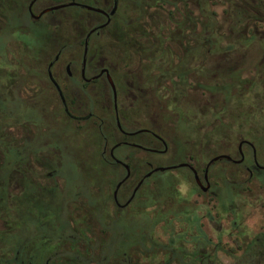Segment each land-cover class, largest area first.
<instances>
[{
	"label": "flooded vegetation",
	"instance_id": "af4514ba",
	"mask_svg": "<svg viewBox=\"0 0 264 264\" xmlns=\"http://www.w3.org/2000/svg\"><path fill=\"white\" fill-rule=\"evenodd\" d=\"M225 1L0 0V264H264V0Z\"/></svg>",
	"mask_w": 264,
	"mask_h": 264
},
{
	"label": "rangeland",
	"instance_id": "374dc122",
	"mask_svg": "<svg viewBox=\"0 0 264 264\" xmlns=\"http://www.w3.org/2000/svg\"><path fill=\"white\" fill-rule=\"evenodd\" d=\"M225 3H226L225 0H209L208 1V4L211 5L210 9L219 14V20H222L221 22H222L223 26H225V15H223V14L221 15V9ZM214 19H215V17H214ZM226 32H227V28H226ZM222 46H223L224 50H227V48L230 47V49L235 50L238 55H250V45L247 46V44L242 45L241 43H239V40L235 36V34L230 35V34L226 33V35L223 37ZM77 67H79V64L72 65V68H77ZM220 132H222L221 129L218 130V133H220ZM220 134H222V133H220ZM93 143L94 142L91 141L90 139H86L85 142L82 144L79 143V147L81 149V151H80L81 157H83V158L85 157L86 159H88L87 162H90V163L96 162L95 158H92V157L89 158L88 156H86V152L88 153V152H94L95 151V146ZM177 147L178 146H176V148ZM218 148L219 147L217 146L216 148H214L213 151L217 150ZM129 151H131V148H129L126 145H121V146L117 147V149H116L117 154H122V153H126ZM176 151H177V149H175V151L172 150V151L165 153V154H158V153L157 154L144 153V154L147 155L148 158L150 160H152L153 162L165 164L168 162L175 161L177 159L178 153ZM208 151H210V150H208ZM85 158H84V160H85ZM203 158L206 159V160H204L205 162L209 159V157H206V155ZM184 159H186V157H183V160ZM66 174H67V178H68L69 183L73 184L74 186L82 185L83 178H82L81 174L77 173L74 170H68V171H66ZM167 176H168V173H159L158 174L159 179H166ZM228 189L229 190L233 189V183L230 180L226 179L222 185V194L226 195L229 192ZM245 221L250 226V216L246 217Z\"/></svg>",
	"mask_w": 264,
	"mask_h": 264
},
{
	"label": "trees",
	"instance_id": "16d2710c",
	"mask_svg": "<svg viewBox=\"0 0 264 264\" xmlns=\"http://www.w3.org/2000/svg\"><path fill=\"white\" fill-rule=\"evenodd\" d=\"M208 1H209V0H207V3H208ZM207 13H208V16H207L208 20H210L211 18H213V15H214L213 12L208 11ZM143 46H144V48H143L144 50H148V51H150V49H151V44H143Z\"/></svg>",
	"mask_w": 264,
	"mask_h": 264
},
{
	"label": "water",
	"instance_id": "95a60500",
	"mask_svg": "<svg viewBox=\"0 0 264 264\" xmlns=\"http://www.w3.org/2000/svg\"><path fill=\"white\" fill-rule=\"evenodd\" d=\"M216 159H217V158L212 159V160L210 161V163L213 162V161L216 160ZM181 165H184V164H181ZM160 169L162 170V169H164V168H160Z\"/></svg>",
	"mask_w": 264,
	"mask_h": 264
}]
</instances>
